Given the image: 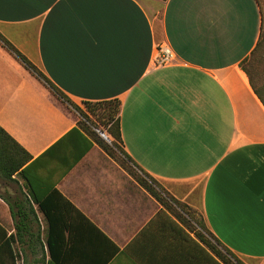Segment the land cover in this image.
<instances>
[{"label": "crops", "instance_id": "0c3cea01", "mask_svg": "<svg viewBox=\"0 0 264 264\" xmlns=\"http://www.w3.org/2000/svg\"><path fill=\"white\" fill-rule=\"evenodd\" d=\"M262 25L258 0H0V35L74 104L118 99L128 156L244 264H264V104L241 69ZM67 107L0 41V126L33 157L32 187L0 178V264H49L48 241L59 264H218L87 134L61 177L86 147L52 148Z\"/></svg>", "mask_w": 264, "mask_h": 264}, {"label": "trees", "instance_id": "16d2710c", "mask_svg": "<svg viewBox=\"0 0 264 264\" xmlns=\"http://www.w3.org/2000/svg\"><path fill=\"white\" fill-rule=\"evenodd\" d=\"M165 1V0H163ZM259 2V1H258ZM263 15V12H262ZM264 19L262 25V32L259 42L256 48L251 53L250 57L244 60L241 64V69L246 73L250 85L256 95L264 104V86L259 85V78L256 77L258 74L254 69V65L259 61L262 49L264 47ZM0 41L4 44L7 49L14 54L26 67L27 69L38 79L41 80V75L39 74L37 68L31 64L26 57H24L12 44H10L5 38L0 35ZM46 78V77H45ZM46 80L50 83L51 87L62 97L68 100L69 106L79 115V121L76 127H74L69 133H67L63 138H61L52 148L60 146L68 142L69 138L78 136L80 139H84L86 142V147L84 150L80 151L72 160L63 162L65 164L66 170L61 174V177L65 173L72 169L75 164H77L85 153L91 148L92 142L88 140L85 136L87 134L103 149V151L114 160L124 171H126L135 181L142 187L147 193H149L156 201L168 207L176 216L182 218L183 216L176 210L175 207L169 204L172 201L176 204L178 208L184 211L186 214L190 211L187 209L186 205L178 202L172 196H170L159 184L158 182L145 173L125 152L123 148L118 146V144L123 143L122 132H121V102L118 99L103 101V102H83L84 108L71 102L66 96H64L47 78ZM91 128L100 130L105 133L107 141L101 138L97 133ZM33 157L20 146L1 126H0V178L7 184H19V181L14 178L16 174L22 178L26 185L33 186L32 180L28 175V168L32 164ZM38 201V200H37ZM40 209L47 215L50 216V212L55 210L40 204ZM56 209V208H55ZM13 217L16 218V213L11 207ZM34 212V210H31ZM189 213L191 220H194V215ZM183 219V218H182ZM18 230V225L16 224ZM54 228V224L50 220V231ZM200 240L211 249L218 257V264H233L229 261L222 251L218 248V245L223 247L228 251V249L223 246L214 236L210 233L211 237L215 240L214 244L210 239H208L204 234L196 233ZM13 243V239L10 240V247ZM60 242L58 241V245ZM218 244V245H217ZM49 251L51 255V260L49 264L60 263L59 256L54 252L52 242L48 241ZM229 252V251H228ZM241 264V263H239Z\"/></svg>", "mask_w": 264, "mask_h": 264}, {"label": "rangeland", "instance_id": "374dc122", "mask_svg": "<svg viewBox=\"0 0 264 264\" xmlns=\"http://www.w3.org/2000/svg\"><path fill=\"white\" fill-rule=\"evenodd\" d=\"M258 1H259L260 6H261V10L263 12V19H264V0H258ZM263 37H264V35H263ZM262 50L263 51L261 53V56L259 57V61L257 62L256 65H254V69H255L256 73L258 74V76L256 77V81H257V78H259V85L261 87L264 86V47ZM37 70H38L39 74L41 75V80H42L43 85H45V87H47L51 91V93L54 95V97L57 99V101L61 105H63L64 107H67V106L69 107L68 100L66 98L62 97L61 95H59L57 92H55V90L51 87L50 83H48V81L46 80L45 75L38 68H37ZM82 108H84V106H82ZM118 146H120L122 148L121 144H118ZM124 172H126V171H124ZM127 175L130 177V179L133 183L135 182L134 184H137L139 186V184L135 181V179L133 177H131L128 173H127ZM141 189H143V188L141 187ZM189 213H192L194 215V220H191L192 221L191 223L192 224L194 223V225L192 226L193 230H195L196 233L204 234L208 239H210L214 244H216L215 240L210 235L211 232L205 223L204 216L198 212H195V213L189 212ZM189 213H187L188 216H189ZM218 248L222 251V253L225 255V257L229 261H231V263H233V264H239V263L244 264L242 262V260L239 257H237L234 253H232L231 251L228 250L229 251L228 252L226 249H224L223 247H221L219 245H218Z\"/></svg>", "mask_w": 264, "mask_h": 264}, {"label": "built area", "instance_id": "2783aa9c", "mask_svg": "<svg viewBox=\"0 0 264 264\" xmlns=\"http://www.w3.org/2000/svg\"><path fill=\"white\" fill-rule=\"evenodd\" d=\"M175 59V54L170 46L161 44L158 48V55L155 58L157 66H164L170 64Z\"/></svg>", "mask_w": 264, "mask_h": 264}, {"label": "water", "instance_id": "95a60500", "mask_svg": "<svg viewBox=\"0 0 264 264\" xmlns=\"http://www.w3.org/2000/svg\"><path fill=\"white\" fill-rule=\"evenodd\" d=\"M99 133L101 134L102 137H104L106 140H108L104 133H102V132H99Z\"/></svg>", "mask_w": 264, "mask_h": 264}]
</instances>
